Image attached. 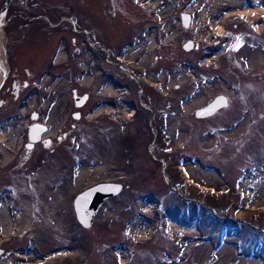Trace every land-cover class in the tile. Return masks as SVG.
<instances>
[{
  "label": "rangeland",
  "instance_id": "1",
  "mask_svg": "<svg viewBox=\"0 0 264 264\" xmlns=\"http://www.w3.org/2000/svg\"><path fill=\"white\" fill-rule=\"evenodd\" d=\"M184 1L10 0L6 10L49 14L47 24H37L48 28V37L58 31L54 25L68 26L56 60L77 55L69 62L79 79L71 74L70 85L79 93L93 77L88 91L95 94L89 102L98 97L100 82L114 91L96 63H90L117 71L122 81L121 69L108 65L103 54L117 61L115 53H120L123 69L137 75L150 106L160 108L167 101L171 114L163 143L146 148L143 140L146 135L151 140V133L140 134L131 117L121 119L118 127L100 114L72 117L69 85L65 115L49 117L51 131L68 118V177L58 187L50 182L58 178L51 158L36 168L29 164L38 174L9 173L6 162L22 139L26 116L3 127L0 184L12 187V194L7 191L0 202V264H264V32L248 31L245 17L252 10L244 8L243 0H194L188 9L194 15L191 27L181 31L171 25L155 37L147 35L142 44L120 46L137 16L175 19ZM217 22L223 25L219 32ZM11 28L3 25V40L12 55L9 62L22 70L48 40L42 36L43 43L31 39L24 46ZM153 37L163 39L157 50L163 55L156 61ZM80 38L93 44L98 59L84 50ZM186 39L191 41L184 49ZM84 61L88 75L80 77ZM65 79L44 84L59 94ZM185 91H191L187 101L174 104ZM217 92L229 103L212 117L194 118L189 111ZM159 150L166 159L150 162L149 151ZM100 181L120 182L122 188L103 201L83 228L74 215L73 197Z\"/></svg>",
  "mask_w": 264,
  "mask_h": 264
},
{
  "label": "flooded vegetation",
  "instance_id": "2",
  "mask_svg": "<svg viewBox=\"0 0 264 264\" xmlns=\"http://www.w3.org/2000/svg\"><path fill=\"white\" fill-rule=\"evenodd\" d=\"M170 1L171 0H167L168 3H171ZM193 1L194 0H185L182 2L183 4L181 6L183 9L176 12L177 15L175 19H171L170 16H165L164 18H156V16L155 18L157 20H154L148 19L147 16H137L134 19L135 21L131 27V31L128 33V37L130 38L127 37L123 43H120V46L123 44V48H126L129 46L132 47L142 44V42H145L148 39V37H146L147 35L152 36L154 34L155 37L156 31L163 30L166 32L167 30H170L169 28L171 25L178 26L177 29L180 28L181 31L191 27L194 15L192 12H189L188 9L190 3L192 4ZM243 6L245 9L250 8L251 10L256 6L264 8V0H243ZM228 13L229 11L225 12V14ZM48 15L49 14L47 13L37 14L34 12H26L16 9L6 10L3 15V19L6 20L4 25L10 24L12 27L11 31H18L19 37L18 39H15V41L19 40L20 44H24L25 46L26 42L31 39H35L37 42L39 41L38 43H43L40 42L42 36L43 38L46 36L47 39L44 40L48 41L44 42L43 46L40 48L42 53L38 56V58H35L34 63L31 62L32 65L30 67H23L22 70H18L9 62V58H11L12 55L8 54L7 43H5L3 40L2 49L3 54L6 53V55H4L5 70L0 78V130L4 131V128H6L9 122L18 120L21 118V116L25 115L27 121L24 124L22 139L15 149L11 150L12 154L6 162L8 163L7 165H9V173H12L18 169L22 177L31 175L33 173L38 174V172L34 171L33 168L41 166L53 159L54 163L58 165L57 170H60H56L55 175L58 178H55L50 182L54 187H58L59 182L61 183V181H65L68 177V155L64 154V151L68 150V118L64 117V119L56 127L55 131H51L52 129L49 117L54 113L65 115V108L68 106V86L73 80L72 64L69 62V60L73 59L72 57L77 55H75V53H66L65 59L63 61L56 60L59 51L64 48V45H62V41L65 38L63 29H68V26L54 25L52 29H58V31L54 33V35L48 37V31H46L48 28L37 26L39 23L47 24L49 22ZM245 19L247 23H244L248 25V31H251L252 27L253 29H257L259 31L258 34H262L264 32V15H246ZM34 24H36V30H33L35 29V27H33L35 26ZM259 27H261V29ZM38 29L40 30L37 31ZM80 41L81 43H84V50L90 53L92 58L98 59V57H96L97 55L95 54L96 48L93 46V44H90V42L85 38H80ZM137 41L139 42L137 43ZM154 41L155 44L153 45L154 52L152 53V58L156 61L158 58L161 59L163 55V50L160 49L157 52L159 48L158 46L162 45L163 43V39L160 38V40H155L154 38ZM187 41L188 39L183 40L181 42V47H183V44L185 43L190 44L191 40L188 42ZM166 42L167 40L164 41V43ZM90 46L92 47L90 48ZM101 49L103 51L105 50L103 47ZM103 54L106 56L104 60L108 63V65L114 64L116 67L121 69L124 75L122 76L123 80L120 81L118 79L120 73L117 71H112L101 63L91 62V65L96 63L98 72L101 73L103 77L108 80V82L113 84L114 91H108L107 88L104 89L108 83L105 84V82H100V84L97 85V91H95L98 94V97H96L92 102H89V100L92 98V95L95 94H92L90 91H88L89 87L94 81L93 77H91L90 81L88 80L86 83V88L88 89L80 91L79 93L76 91L75 87L70 85L69 91L71 93V103L75 108L73 111H71V116L88 117L90 114H100V117L106 116L108 119H114V123L116 122L115 125L117 127L119 126L121 119L126 120L129 119L127 117H131L134 119V122L138 121V129L140 130V134H145L146 131H150L151 133V140H147V135L144 137L143 141L145 147L152 149L156 146H159L160 143H163L160 142L161 139L165 137L162 131L165 128L167 118L171 114V109L168 108V105H165L168 104V102L165 101L162 103V107H156L154 109L152 106H150L149 101H146L148 97L144 93V86L139 84V80L136 78L137 75L133 74L130 68L123 69L121 65V62L125 61L122 58L123 56L120 55V53H115L117 61H113V59L111 60L109 57L110 53L104 52ZM36 59L38 61L37 64H40V66L36 65ZM190 61L191 60H185V63L189 64ZM85 62L86 61L81 63L80 69V71L84 70V72L77 74L80 77H83L85 74H87L86 70L88 66H83ZM37 66L39 67L35 70ZM68 74H70V79H68ZM62 78H66V82L61 88H59V94H57L53 86L47 87V85L44 84V80L46 81L48 79L46 82H49L48 84L51 85L52 83L54 84L56 80H60ZM74 78L79 79L78 76H74ZM131 86L134 88L138 86L141 89L139 92H133ZM197 86L198 85H194L195 89L192 92L196 90ZM218 94L222 93L217 92L213 94L202 105L194 107L189 112L196 119L214 116L220 109L229 103V98L227 96H225L226 105L216 109L213 113L207 116L197 117L194 111L196 108L207 104L214 96ZM63 95H65L66 98L61 103L60 100L62 99ZM190 95L191 91L182 92L176 96L177 101H175L174 104L177 103L180 104L179 106H182L187 97H190ZM137 116H139L138 119ZM30 127H32V130L35 132V134L32 132L33 138H35L33 140L29 138L28 134ZM2 134L3 137L0 138V152L3 153L6 152L4 148V145H6L4 141L6 137L5 133ZM152 141L153 143L150 144ZM4 158L8 157L4 155ZM148 158L150 162H163L166 159V154L163 150H159L157 152L155 151V153L149 151ZM29 164H31L33 168H29ZM7 191L8 193L10 192V194H12V187L8 188V186L0 184V202L6 198ZM0 249L2 252L3 250L1 247Z\"/></svg>",
  "mask_w": 264,
  "mask_h": 264
},
{
  "label": "water",
  "instance_id": "3",
  "mask_svg": "<svg viewBox=\"0 0 264 264\" xmlns=\"http://www.w3.org/2000/svg\"><path fill=\"white\" fill-rule=\"evenodd\" d=\"M9 2L10 0H3L2 4L0 5L1 19ZM183 48H188L186 43L183 44ZM224 105H226L225 95L218 94L204 106L196 108L194 113L197 117H204L213 113L216 109L223 107ZM28 134L31 140L35 139L32 135V127L29 128ZM121 188L122 185L120 182L100 181L77 192L73 197L72 207L75 218L80 226L83 228L89 227L97 208L103 203L105 199L117 194Z\"/></svg>",
  "mask_w": 264,
  "mask_h": 264
},
{
  "label": "bare ground",
  "instance_id": "4",
  "mask_svg": "<svg viewBox=\"0 0 264 264\" xmlns=\"http://www.w3.org/2000/svg\"><path fill=\"white\" fill-rule=\"evenodd\" d=\"M62 7V6H61ZM247 12H248V16H261V15H264V8H261V7H254V8H252V11H250V10H247ZM188 21V20H187ZM218 23V22H217ZM219 25L217 26L216 24V26H217V28H216V32H219V31H221V29H223V25L221 24V22L220 23H218ZM3 25H4V19H3V17H2V19L0 18V78H1V76L3 75V72H4V70H5V64H4V55L5 54H3V49H2V43H3V34H2V27H3ZM75 30V29H74ZM89 78V77H88ZM33 129V128H32ZM36 131V130H35ZM32 132H34L33 130H32ZM3 131L2 130H0V138H2V136H3ZM34 134H35V132H34ZM4 160V159H3ZM5 160H6V158H5ZM6 162V161H5ZM4 162V163H5ZM26 208H27V206H26ZM23 210H25V208H23Z\"/></svg>",
  "mask_w": 264,
  "mask_h": 264
}]
</instances>
